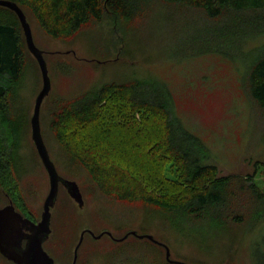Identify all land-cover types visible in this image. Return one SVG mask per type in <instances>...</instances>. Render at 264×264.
I'll use <instances>...</instances> for the list:
<instances>
[{
    "label": "trees",
    "instance_id": "16d2710c",
    "mask_svg": "<svg viewBox=\"0 0 264 264\" xmlns=\"http://www.w3.org/2000/svg\"><path fill=\"white\" fill-rule=\"evenodd\" d=\"M10 1L31 14L46 35L64 41L106 19L133 30L151 8L191 12L204 26L205 52L240 64L249 99L264 118V0ZM61 61L55 70L69 73L71 66ZM149 76L106 81L51 100L48 126L64 164L85 171L101 196L162 212L178 233L205 250L220 235L234 242L248 237L252 261L264 264V187L256 178L264 158L254 161L251 173L221 174L210 147L180 122L167 83ZM39 77L16 13L0 5V189L33 221L18 184L24 168L18 150L30 127L29 99ZM28 85L33 92L26 95ZM153 254L154 261L145 264H179L161 258L158 250Z\"/></svg>",
    "mask_w": 264,
    "mask_h": 264
},
{
    "label": "rangeland",
    "instance_id": "374dc122",
    "mask_svg": "<svg viewBox=\"0 0 264 264\" xmlns=\"http://www.w3.org/2000/svg\"><path fill=\"white\" fill-rule=\"evenodd\" d=\"M162 10L151 8L145 20L134 23L133 30L115 27L108 19L101 24H89L69 41L49 37L31 14L26 15L34 43L47 55L51 80V88L40 108L42 137L57 172L78 183L84 200L79 207L65 187L59 185L56 202L50 209L51 232L43 243L57 264H72L73 251L82 232L75 264L152 263L156 250L167 260L164 245L169 249L170 259L189 264H254L248 237L234 242L229 235H220L211 238L208 243L213 247L205 250L185 233H178L162 212L101 196L85 171L66 167L49 130L52 99L78 95L106 81L143 79L152 74L167 83L180 122L210 147L221 174L245 175L253 171L254 161L264 158V118L249 99L238 70L240 64H233L220 54L205 52L208 41L203 38L204 26L190 18L193 13L173 7ZM58 60L71 66L69 73L55 70ZM38 80L37 90L29 99L30 116L42 85L41 77ZM28 83L31 84L30 79ZM31 92L33 89L28 85L26 95ZM18 154L24 167L18 184L37 221L49 182L30 127L21 137ZM259 168L257 182L264 187V164ZM8 202L0 189V207ZM250 210L248 206L245 212ZM106 230L115 237L134 230L152 235L155 242L132 234L116 241ZM99 234L102 235L96 237ZM226 246H230L228 254ZM0 264L13 263L0 254Z\"/></svg>",
    "mask_w": 264,
    "mask_h": 264
},
{
    "label": "water",
    "instance_id": "95a60500",
    "mask_svg": "<svg viewBox=\"0 0 264 264\" xmlns=\"http://www.w3.org/2000/svg\"><path fill=\"white\" fill-rule=\"evenodd\" d=\"M0 5L16 13L23 30L27 48L36 59L39 66L42 85L35 96L33 111L30 116V130L36 152L47 173L49 182V189L43 201V209L39 220L33 221L23 216V214L15 209L11 200H9L6 205L0 207V254L14 264H57L44 249L43 243L47 240L51 232L50 209L56 202L59 185L61 184L65 187L68 195L77 202L79 207L83 206L84 200L78 183L74 180L64 178L57 172L42 137L40 108L44 97L48 95L51 88V80L43 50L38 48L34 43L30 24L26 20V16L22 9L15 2L10 0H0ZM83 233L84 232L81 233L78 243L74 248L72 264L76 262L78 256L77 250L82 242ZM107 233L111 235L109 231H107ZM130 233L136 235L138 238H143L145 236L155 242L150 234H139L134 230ZM101 235L102 234H99L96 237H100ZM127 236L128 234H125L120 239H124ZM164 246L166 249L165 257L170 263L188 264L184 261L170 259L169 249L166 245Z\"/></svg>",
    "mask_w": 264,
    "mask_h": 264
},
{
    "label": "flooded vegetation",
    "instance_id": "af4514ba",
    "mask_svg": "<svg viewBox=\"0 0 264 264\" xmlns=\"http://www.w3.org/2000/svg\"><path fill=\"white\" fill-rule=\"evenodd\" d=\"M107 231V230H106ZM132 230H130V231H127L125 234H128V236H129V234H131L130 232H131ZM112 233V232H111ZM138 233V232H137ZM124 234V235H125ZM123 235V236H124ZM133 235V234H132ZM123 236H121V237H115L113 234L112 235H110V238H112V239H114V240H116V241H120V238H122ZM136 236V235H135Z\"/></svg>",
    "mask_w": 264,
    "mask_h": 264
}]
</instances>
